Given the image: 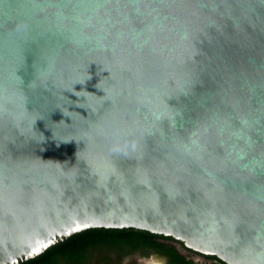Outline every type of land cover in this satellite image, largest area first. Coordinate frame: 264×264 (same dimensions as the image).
<instances>
[{
    "label": "water",
    "instance_id": "water-1",
    "mask_svg": "<svg viewBox=\"0 0 264 264\" xmlns=\"http://www.w3.org/2000/svg\"><path fill=\"white\" fill-rule=\"evenodd\" d=\"M88 228L264 264V0H0V264Z\"/></svg>",
    "mask_w": 264,
    "mask_h": 264
},
{
    "label": "trees",
    "instance_id": "trees-1",
    "mask_svg": "<svg viewBox=\"0 0 264 264\" xmlns=\"http://www.w3.org/2000/svg\"><path fill=\"white\" fill-rule=\"evenodd\" d=\"M95 250L104 252L99 260L105 263L112 260L111 254L115 255L114 264L125 255L135 251L145 255L148 250L162 256L163 264H225L215 256L196 253L169 236L135 228H88L20 264H90ZM191 254L202 256L205 261H195Z\"/></svg>",
    "mask_w": 264,
    "mask_h": 264
},
{
    "label": "rangeland",
    "instance_id": "rangeland-1",
    "mask_svg": "<svg viewBox=\"0 0 264 264\" xmlns=\"http://www.w3.org/2000/svg\"><path fill=\"white\" fill-rule=\"evenodd\" d=\"M183 253H185V251H183ZM103 255V251H93L90 264H114L113 259L116 260L115 255L111 254L109 257L112 258V260L107 263L99 260L103 257ZM190 256L195 261H205L202 256H199L197 254H191ZM163 260L164 259L162 256L150 250H148L145 255L141 254L139 251H135L129 255H125L119 258L117 264H163Z\"/></svg>",
    "mask_w": 264,
    "mask_h": 264
},
{
    "label": "snow or ice",
    "instance_id": "snow-or-ice-1",
    "mask_svg": "<svg viewBox=\"0 0 264 264\" xmlns=\"http://www.w3.org/2000/svg\"><path fill=\"white\" fill-rule=\"evenodd\" d=\"M45 247H47V245H45ZM41 251V249L40 248H37L36 250H35V253H39ZM34 253V254H35Z\"/></svg>",
    "mask_w": 264,
    "mask_h": 264
}]
</instances>
